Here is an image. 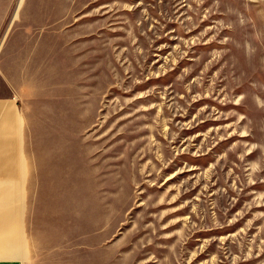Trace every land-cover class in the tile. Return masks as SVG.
Segmentation results:
<instances>
[{"label": "rangeland", "instance_id": "374dc122", "mask_svg": "<svg viewBox=\"0 0 264 264\" xmlns=\"http://www.w3.org/2000/svg\"><path fill=\"white\" fill-rule=\"evenodd\" d=\"M37 2L59 52L21 259L264 264V0Z\"/></svg>", "mask_w": 264, "mask_h": 264}, {"label": "crops", "instance_id": "0c3cea01", "mask_svg": "<svg viewBox=\"0 0 264 264\" xmlns=\"http://www.w3.org/2000/svg\"><path fill=\"white\" fill-rule=\"evenodd\" d=\"M55 12L37 0H0V264H26L16 222L17 189L47 184L50 166L40 157L49 150L42 128L48 115L38 74L44 56L53 58L59 47L57 36L35 35V28L50 25ZM47 63L54 66L53 59Z\"/></svg>", "mask_w": 264, "mask_h": 264}]
</instances>
